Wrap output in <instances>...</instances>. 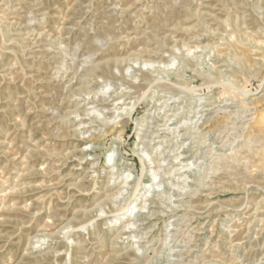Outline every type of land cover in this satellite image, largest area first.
<instances>
[{
  "label": "rangeland",
  "instance_id": "1",
  "mask_svg": "<svg viewBox=\"0 0 264 264\" xmlns=\"http://www.w3.org/2000/svg\"><path fill=\"white\" fill-rule=\"evenodd\" d=\"M0 264H264V0H0Z\"/></svg>",
  "mask_w": 264,
  "mask_h": 264
},
{
  "label": "bare ground",
  "instance_id": "2",
  "mask_svg": "<svg viewBox=\"0 0 264 264\" xmlns=\"http://www.w3.org/2000/svg\"><path fill=\"white\" fill-rule=\"evenodd\" d=\"M133 109H134L133 106H131L130 108H127V109L124 108V110H122L121 112L118 111L117 116H122L124 112H128V113L131 114L132 111H133ZM207 115H208V113H204V112H203V113L201 114L200 118H201L202 120H204V122H205V121H207V119H208ZM206 117H207V118H206ZM199 121H200V119L198 120V122H199ZM156 176H157V175H156ZM153 184H154V183H153ZM156 184H159V183L156 182ZM136 207H137V205L135 204V205H134V208H136ZM135 210H136V209H135ZM135 210H134V213H135Z\"/></svg>",
  "mask_w": 264,
  "mask_h": 264
}]
</instances>
